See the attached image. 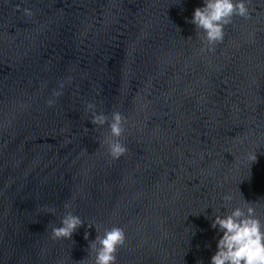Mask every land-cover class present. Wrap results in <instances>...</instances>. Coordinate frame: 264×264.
<instances>
[{"label": "water", "instance_id": "1", "mask_svg": "<svg viewBox=\"0 0 264 264\" xmlns=\"http://www.w3.org/2000/svg\"><path fill=\"white\" fill-rule=\"evenodd\" d=\"M203 6L0 0V264H80L91 223L124 228L116 264H210L225 194L264 223V0L214 52L188 22ZM88 103L126 117L119 159ZM65 203L85 224L53 239Z\"/></svg>", "mask_w": 264, "mask_h": 264}, {"label": "clouds", "instance_id": "2", "mask_svg": "<svg viewBox=\"0 0 264 264\" xmlns=\"http://www.w3.org/2000/svg\"><path fill=\"white\" fill-rule=\"evenodd\" d=\"M17 10H20L19 5ZM23 12L26 16L32 15L30 9L25 8ZM234 17L251 19L248 0H204V6L194 10L193 17L188 22L195 25L196 34L202 33L201 52L215 51V46L224 41L225 28L233 23ZM63 88L64 83H61L59 90L52 92L53 98L46 101L49 107H53L56 98L63 95ZM85 110L91 114L90 123L97 126V129L107 125L108 134L103 143L109 156L115 160L125 155L127 147L120 138L125 132L126 117L119 111H113L110 116L97 112L94 103H88ZM249 159L254 162L256 155H250ZM233 199L232 194H225L222 197L223 204L215 209L211 227L218 229L222 235L217 241V251L211 257L210 264H264V223L257 213V202L244 199L242 204L232 207ZM71 207L68 203L64 204L66 211L60 220V226H52L53 239H71L85 224L80 216L68 210ZM221 208L226 211L222 212ZM51 213L55 211L52 210ZM87 225L89 228L94 226L97 235L89 242L87 258L81 260L80 264H84L85 260L87 264H116L117 251L125 245L127 239L124 228L114 225L104 229L101 235L95 223ZM89 235L86 231L84 239L88 240Z\"/></svg>", "mask_w": 264, "mask_h": 264}]
</instances>
